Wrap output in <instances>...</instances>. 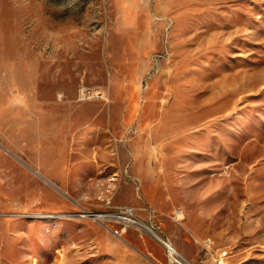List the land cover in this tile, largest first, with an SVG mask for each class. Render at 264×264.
I'll use <instances>...</instances> for the list:
<instances>
[{"label":"rangeland","instance_id":"374dc122","mask_svg":"<svg viewBox=\"0 0 264 264\" xmlns=\"http://www.w3.org/2000/svg\"><path fill=\"white\" fill-rule=\"evenodd\" d=\"M159 235L264 264V0H0V264H177Z\"/></svg>","mask_w":264,"mask_h":264},{"label":"built area","instance_id":"2783aa9c","mask_svg":"<svg viewBox=\"0 0 264 264\" xmlns=\"http://www.w3.org/2000/svg\"><path fill=\"white\" fill-rule=\"evenodd\" d=\"M124 213H126V216L124 217L127 221H130V222H136V220L133 218V210L132 208L130 207H126L124 210H123ZM162 243L166 246L167 250H168V254L169 256L171 257V259L177 263V264H184V263H187V260L182 257L179 253H177V251H171L170 248L168 247V243L170 242L168 239L166 238H163L159 235L158 237ZM171 243V242H170ZM226 256H227V252L226 251H223V253H219L215 258H214V262L215 264H225V259H226Z\"/></svg>","mask_w":264,"mask_h":264},{"label":"bare ground","instance_id":"6f19581e","mask_svg":"<svg viewBox=\"0 0 264 264\" xmlns=\"http://www.w3.org/2000/svg\"><path fill=\"white\" fill-rule=\"evenodd\" d=\"M168 247L170 248V250L173 252L175 249L173 248V246L171 245V244H169L168 243ZM176 251V250H175ZM177 253H179L178 251H177ZM187 260V259H186ZM192 264L191 262H189L188 260H187V263H184V264Z\"/></svg>","mask_w":264,"mask_h":264}]
</instances>
